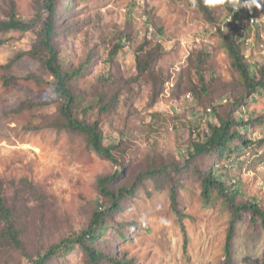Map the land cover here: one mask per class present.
<instances>
[{"label": "rangeland", "instance_id": "obj_1", "mask_svg": "<svg viewBox=\"0 0 264 264\" xmlns=\"http://www.w3.org/2000/svg\"><path fill=\"white\" fill-rule=\"evenodd\" d=\"M57 2L54 44L60 63L63 69L81 70L71 84L84 100L76 114L99 121L105 143L115 145L120 164L92 150L84 135L48 125L60 120V101L53 92V77L26 53L36 33H0L5 41L0 45V194L13 211L23 242L22 249L1 245L0 264H31L26 254L36 258L84 229L97 205L110 202L100 194V177L121 170L112 185L116 191L149 169L165 173L144 180L134 194L122 198L121 208L104 218L97 247L130 264H225L233 212L222 198L204 201L202 177L212 169L229 187L240 188L236 203L255 200L264 208V143L241 147L239 154L221 160L216 152L189 164L186 160L193 141L204 140L220 117L254 119L239 129L246 139H264V88L234 107L246 93L223 43V33L230 31L223 27L227 1L211 0L205 8L199 0ZM38 9L39 0H0L1 19L12 12L30 19ZM124 41L129 47L114 53ZM145 44L139 51L143 58L158 44L161 56L150 72L138 76L136 57ZM242 48L258 77L256 70L264 63V29L260 35L253 31ZM30 101L46 104L19 110ZM105 105L108 110H103ZM174 183L183 217L173 208ZM231 260L264 264V226L251 213L236 219ZM48 264L88 262L77 245Z\"/></svg>", "mask_w": 264, "mask_h": 264}, {"label": "trees", "instance_id": "obj_2", "mask_svg": "<svg viewBox=\"0 0 264 264\" xmlns=\"http://www.w3.org/2000/svg\"><path fill=\"white\" fill-rule=\"evenodd\" d=\"M201 7L205 8L206 3L199 0ZM229 9L228 16L232 17V23L230 24L229 33H223L224 46L227 52L232 58V65L237 70L242 80V84L245 88V95L234 101V107L237 105H244L245 99L251 95L260 92L264 88V63L259 65L256 70L258 77L252 74L251 67L246 61V55L243 51V45L245 39L251 35L253 31H256L260 35V25L250 24L249 19L244 15L243 9L236 10L235 5L242 4L243 0H226ZM58 2L57 0H39V9L37 13L30 19H23L17 17L12 12L6 19L0 18V33H9L12 31H34L37 35V40L33 47L26 53L31 57L37 59L45 72L53 77L52 87L53 92L56 94L60 101L58 107L59 119L52 121L49 126H54L58 129H65L80 133L85 136L88 146L99 153L101 156L119 163L118 158L114 154L115 145L105 143V135L101 129L98 120L89 122L86 118H80L76 114V110L84 102L83 98L79 95H75L72 89V82L81 75V70H66L63 69L57 48L54 44L56 36V18L58 14ZM4 39H0V45L4 43ZM129 47V43H118L113 52L117 53L119 49ZM145 45H142L138 49L136 57L137 68L139 75H145L146 72H150L153 63L161 56L158 52L161 49V45L158 44L154 48L146 52L143 58L139 51L145 49ZM20 54L17 59L23 56ZM12 61H15L12 60ZM9 65H3L4 67H10ZM201 65L199 64L197 70L200 71ZM200 81L203 85V89L206 90L205 77L200 73ZM27 78H33L37 82L42 80L37 76H28ZM195 93L200 95L198 89H195ZM28 104L29 108L45 105L46 102H33L23 103L19 107V110H23ZM103 110H108L109 106L102 107ZM215 108V107H214ZM85 110H89L87 107ZM260 119H256L260 122ZM254 119L244 120L237 118L236 116L228 115V117L219 118L217 125H211V133H207L204 140H194L192 148L189 151L186 164H189L193 159L199 156L210 155L214 152L217 153L218 159L221 160L225 156L237 155L240 153L241 147H248L254 144L264 143V139H260L258 142L252 139H246L241 130L242 125H247L253 122ZM262 122V120H261ZM239 140L236 145L234 142ZM237 157V156H236ZM175 171H180L178 167H175ZM121 170H117L112 174L102 176L98 179L97 186L100 194L110 198L109 205L104 206L98 204L93 211L89 224L81 231L62 239L58 243L50 245L43 253H39L36 258H33L26 254L31 264H48L53 257L60 254L61 251L69 250L77 245L83 247L87 256L88 264H103L108 261L110 264H130L129 261L118 259V257L111 256L110 254L99 249L96 243L102 238L105 228L106 216H111L114 212L121 208V200L126 196L134 194L137 187L146 179L155 178L156 174L165 173L164 169H149L145 172H141L131 186H122L118 190H114L112 185L120 175ZM167 174V173H166ZM172 178V177H171ZM177 183V181H176ZM176 183L171 188V200L174 210L183 217V214L177 206L178 193L176 191ZM179 183V182H178ZM218 192V197L214 196V192ZM240 188L229 187L222 178H219L213 173V170L207 171L202 177V195L205 202H211L212 199L222 198L228 207L233 212V219L231 220L229 231L227 233V240L225 245L226 261L225 264H231V242L235 231V222L237 218H242L244 213H251L253 219H260L264 226V208L258 201L249 200L241 203H236V198L239 196ZM0 225L1 231V245H12L18 249H22L23 242L20 237V232L16 227L14 215L12 209L7 205L5 198L0 194ZM125 239V236L122 235Z\"/></svg>", "mask_w": 264, "mask_h": 264}, {"label": "built area", "instance_id": "obj_3", "mask_svg": "<svg viewBox=\"0 0 264 264\" xmlns=\"http://www.w3.org/2000/svg\"><path fill=\"white\" fill-rule=\"evenodd\" d=\"M235 9H243L244 15L249 19L250 24L260 25L264 29V0H243L242 4L235 5ZM232 23V17L228 16L225 19L223 27L230 28ZM190 98V94L187 95ZM213 111L212 107L207 108V112L211 113Z\"/></svg>", "mask_w": 264, "mask_h": 264}, {"label": "clouds", "instance_id": "obj_4", "mask_svg": "<svg viewBox=\"0 0 264 264\" xmlns=\"http://www.w3.org/2000/svg\"><path fill=\"white\" fill-rule=\"evenodd\" d=\"M211 2V0H205V3H210Z\"/></svg>", "mask_w": 264, "mask_h": 264}]
</instances>
